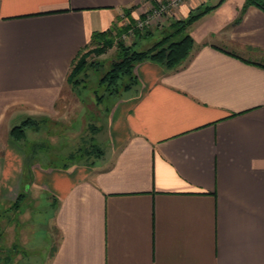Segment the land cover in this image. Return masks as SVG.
Listing matches in <instances>:
<instances>
[{"label": "crops", "instance_id": "crops-1", "mask_svg": "<svg viewBox=\"0 0 264 264\" xmlns=\"http://www.w3.org/2000/svg\"><path fill=\"white\" fill-rule=\"evenodd\" d=\"M244 4L181 3L163 28L214 6L189 26L185 61L137 63L102 156L44 167L12 126L50 118L73 133L72 61L148 1L0 0V199L23 186L19 209L51 202L38 264H264V10ZM18 237L5 246L24 250Z\"/></svg>", "mask_w": 264, "mask_h": 264}, {"label": "rangeland", "instance_id": "rangeland-1", "mask_svg": "<svg viewBox=\"0 0 264 264\" xmlns=\"http://www.w3.org/2000/svg\"><path fill=\"white\" fill-rule=\"evenodd\" d=\"M149 4L148 2V6ZM225 9L227 8L223 10ZM161 20L162 18L156 19L153 24L147 27V29L150 28V34H145L142 38L123 39L124 44L126 46L133 44L137 50L147 49L170 32V26L163 28L165 25ZM193 26L188 27L186 33L192 34L196 28ZM95 46L96 43L90 41L81 50L82 54H86L88 65L77 76V78H81V81L77 83L76 87H73L75 90L74 97H78L83 106L81 114L79 113L78 116H75L77 115V110L75 115L74 113L71 114V117L74 116L71 120L74 132L56 135L57 131L60 132L67 129V127L69 129L70 124L67 126L66 121L64 124L60 122L57 124L56 120H51L50 118L32 117L31 119L34 122L39 123V129L28 128L26 135L21 140L27 145L30 144V146L34 144L32 150L35 149V155L32 156L34 159L36 156V160L43 165L47 163L60 165L71 161H93L96 158V153L97 157L102 156V152H105L104 146H108L111 143L108 137L109 119L114 113L119 98L132 85L126 89L124 88L125 84L129 82V78L126 76L112 85H107L106 82L101 81L105 73L110 69L112 61L119 57V49L114 45L97 55L94 52H90ZM79 107L81 106L79 105ZM19 121L17 123H20ZM94 145H97L100 150H93L88 155H83L86 150H92ZM70 154H74V156L72 158L68 157ZM17 190H19L18 186H15L6 195L9 197L0 199V234H2L0 237V264H35L32 263L33 261H37L36 264H38L44 259L41 242L44 239L46 241L44 228H46L47 218L53 211V206L46 198L38 199V201L28 199L27 202L29 204L27 203L25 207L19 209L25 193L23 186L19 190L22 195H19ZM10 222L17 225L16 231L12 229ZM27 223H31L34 228L30 240L31 227H29L30 224L26 225ZM9 224L11 228L7 229L9 231H7L5 236L3 229L7 228ZM20 234L23 242L27 243L29 240L24 250L19 245L14 249L10 245L5 246L13 238H19Z\"/></svg>", "mask_w": 264, "mask_h": 264}, {"label": "trees", "instance_id": "trees-1", "mask_svg": "<svg viewBox=\"0 0 264 264\" xmlns=\"http://www.w3.org/2000/svg\"><path fill=\"white\" fill-rule=\"evenodd\" d=\"M249 5H255L264 10V0H245L243 10ZM213 7L214 6H205L203 8L198 7L197 9L192 10L186 18L172 21L169 24L170 32L144 50L135 49L133 44L126 46L123 39L120 38L121 34L125 32L129 26H132L135 21L128 24L123 30H118L115 33H112L109 30L94 32L90 41H94L96 46L90 52L99 55L114 45L119 49V57L112 61L110 69L105 73L101 81L106 82L107 85H112L116 84L119 79L126 76L129 78V82L124 86L126 89L136 81V76L134 74L135 65L144 60L155 61L168 70L177 68L190 55L194 43L192 36L186 33L188 27ZM145 34H150L149 28L147 29V27L146 29H137L134 32L133 37L142 38ZM87 63L86 54H82V51L80 50L72 61L66 76L67 82L72 87H76L77 83L81 81V78H77V76L85 69L88 65ZM31 118L32 117H27L19 124L12 126L10 137L14 141L21 142L26 135V130L28 128L39 129V123L36 121L34 122ZM92 147V150H86L83 155H88L93 150H100L97 145ZM32 152V154L35 155V149H33ZM73 156L74 154L68 155L70 158ZM97 156L96 153V158ZM1 236L2 234H0V237Z\"/></svg>", "mask_w": 264, "mask_h": 264}, {"label": "built area", "instance_id": "built-area-1", "mask_svg": "<svg viewBox=\"0 0 264 264\" xmlns=\"http://www.w3.org/2000/svg\"><path fill=\"white\" fill-rule=\"evenodd\" d=\"M150 4L143 15L135 20L120 36L121 39L132 38L137 29H144L155 22L156 19H167L174 16L176 9L186 0H147Z\"/></svg>", "mask_w": 264, "mask_h": 264}]
</instances>
